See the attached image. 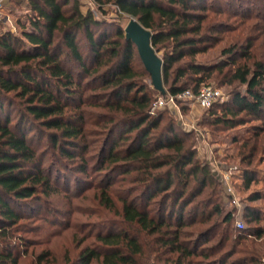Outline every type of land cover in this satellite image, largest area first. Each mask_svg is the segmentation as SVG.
I'll list each match as a JSON object with an SVG mask.
<instances>
[{
	"label": "trees",
	"instance_id": "16d2710c",
	"mask_svg": "<svg viewBox=\"0 0 264 264\" xmlns=\"http://www.w3.org/2000/svg\"><path fill=\"white\" fill-rule=\"evenodd\" d=\"M91 1L101 13L105 6H115L119 15L134 16L152 32L153 48L157 53L164 49L160 57L164 86L172 67L190 58L175 68L168 94L187 89L197 93L206 79L213 77L220 82L222 73L221 81L244 86V93L232 91L229 105L221 107L222 113L214 121L227 128L260 122L249 126V137L238 140L239 167L250 166L264 153V0H251L252 4L247 0H236L237 4L229 0ZM27 3L32 11L27 18L31 29L25 30V25L18 22L20 35L0 32V112L5 102L18 106L16 124L10 123L9 116L0 120V264H18L20 251L12 239L23 219L21 208L40 193L48 196L52 192L44 155L33 145L35 140L28 136V129L32 127L43 135L45 130L50 131L48 138L60 158L78 159V170L84 172L92 159L89 152L95 149L90 137L96 130L88 129L89 125L104 127L102 144L93 157L99 169L106 163L118 165L121 174L133 171L126 183L134 188L119 193L121 222L117 228L96 234L94 247L84 246L75 260L65 263L214 264L196 259L208 256L186 230L194 223H207L212 211L220 212L217 205L210 212H199L206 206L203 200L195 201L207 183L212 184L209 168L194 159L172 123L160 126L163 116L149 114L153 91L138 80L146 70L142 65L145 72H139L133 66L136 47L125 40L122 28H115L112 37L92 10H82L79 0ZM247 3L252 6L249 14L232 10L231 17L239 16L232 24L223 18H228L231 10L226 6L242 9ZM221 31L236 33L220 51L228 60L212 66L195 62V55L209 50L218 40L214 35ZM79 32L84 34L96 69L104 68L97 77H93L97 70L93 72L85 63L76 38ZM71 60L78 64V74L71 70ZM214 70L216 76H212ZM182 78L185 80L177 85ZM82 79H87L84 84ZM96 81L100 87L109 88L102 96V106L109 112L100 115L98 121L87 118L82 108L88 102L85 89ZM190 83L193 85L189 89ZM243 178L246 186L253 180L247 170ZM103 188L105 197L107 186ZM135 190L137 199L130 198ZM158 193H163L161 198L152 200ZM260 198L259 193L250 196V200ZM104 201L107 205L110 200ZM246 216L253 221L259 218L252 208L247 209ZM231 218V212L227 213L225 220ZM216 228L212 224L202 235H210ZM262 232L258 229L253 236ZM49 256L39 257L47 260Z\"/></svg>",
	"mask_w": 264,
	"mask_h": 264
},
{
	"label": "rangeland",
	"instance_id": "374dc122",
	"mask_svg": "<svg viewBox=\"0 0 264 264\" xmlns=\"http://www.w3.org/2000/svg\"><path fill=\"white\" fill-rule=\"evenodd\" d=\"M79 1L82 10L84 12L88 9L92 10L94 16L104 24V28L112 37H114L115 28H124L128 15H119L115 6H105L104 13H101L91 0ZM210 1L214 3L215 0H208ZM247 1L252 4L251 0ZM229 2L237 4L236 0H229ZM248 3L243 4L242 9L237 5L226 6L228 10H231L228 11L229 17L225 15L223 18L232 24L239 16L231 17L230 12L237 10L238 13L245 11L249 14L252 6ZM29 15H32V11L27 0H4L0 9V32L10 31L20 35L21 29L18 22L25 25V30H30L27 19ZM235 35V32L227 33L226 31L215 34L214 36H218L217 42L211 43L210 49L205 53L195 55L194 61L207 66L227 61V57L220 54V51ZM76 38L85 57L86 65L93 72L97 70L93 73V77H97L104 68L96 69L95 61L88 52L89 46L84 39L83 32H79ZM27 48L30 47L27 46ZM163 51L164 49L158 52L160 57ZM188 59L190 58H185L180 63ZM180 63L172 67V74L164 86L165 89L174 82V70ZM70 66L75 74L79 73L76 62L71 60ZM133 66L139 72H145L136 51H134ZM227 69L228 66L224 68V71ZM216 75L217 71L214 70L212 76ZM222 76L223 73L220 75V82L212 77L202 83L204 86L218 88L223 94V99L210 108H201L193 101L178 100L176 107L166 105L157 109L155 114L163 116L160 126L167 123L174 125L175 133L185 139L186 145L193 152L194 159L199 164L208 166L211 174L212 184L207 183L195 201L203 200L206 206L199 212L203 210L210 212L214 205L220 207V212L213 213L215 211H212L205 224L194 223L186 227V230L193 236V242L198 244L199 250H205L208 256L204 259L198 256L196 259L203 262H214V264H264V153L257 156L254 162L246 168L242 165L238 166L240 164L237 156L241 142L238 140L249 137V126L260 124V122L254 120L235 128H227L222 123L214 121L215 117L221 115V107L229 105L233 90H239L241 93L245 91V87L235 81L231 84L221 81ZM82 80L84 84L87 79ZM138 80L149 85L153 91L152 99L155 101L160 94L153 89L148 74L145 72V75L138 77ZM184 80L182 78L176 84L179 85ZM99 85L100 82L96 81L91 84L90 89H85L84 95L88 98V102L82 107L87 118L97 121L101 119L100 115L109 112L106 107L102 106V96L109 91V88ZM192 85L190 83L188 88H192ZM17 109L16 104L3 103L0 120L3 121L5 116H9L10 123L16 124ZM90 128L93 131L96 130L90 137L94 141L92 146L95 149L89 152L92 159L89 158L88 168L84 172L78 170V159L70 161L65 157L60 158L57 148L48 138L50 131L45 130L43 135L41 131L32 127L28 129V136H32L35 140L33 145L44 155L43 165L47 174L50 172L48 175L52 192L48 196L40 193L21 208L23 219L18 222L16 230L13 231L12 239L20 251L18 264H66L65 260H75L84 246L94 247L97 244L96 234L104 233L112 227L117 228L121 222L119 193L127 188H134L133 184L126 183V179L130 178L134 172L121 174L118 165L112 166L106 163H103L102 169H99L98 161L96 157H93L97 148L102 144L104 127L89 125L88 129ZM246 170L253 176L248 186L245 185L243 178ZM105 186H107L106 195L103 197L102 190H105L103 188ZM255 193H259L262 198L250 200V196ZM137 194L138 191H132L130 198L137 199L135 197ZM162 194L158 193L152 200H158ZM106 198L111 201L107 205L104 201ZM250 208L259 214L257 221L250 220L246 216V211ZM187 212L188 207L185 214ZM230 212L232 218L226 221L225 217ZM239 222L243 224L242 228L238 226ZM212 224H215L217 228L210 235H202V232ZM258 229L263 230L261 236H253ZM47 253H50L47 260L40 259L39 256Z\"/></svg>",
	"mask_w": 264,
	"mask_h": 264
},
{
	"label": "water",
	"instance_id": "95a60500",
	"mask_svg": "<svg viewBox=\"0 0 264 264\" xmlns=\"http://www.w3.org/2000/svg\"><path fill=\"white\" fill-rule=\"evenodd\" d=\"M126 41H130L137 50L138 57L150 76V82L154 90L160 95H166L167 91L163 84V62L151 43L152 32L144 28L134 17L128 15L123 28Z\"/></svg>",
	"mask_w": 264,
	"mask_h": 264
},
{
	"label": "built area",
	"instance_id": "2783aa9c",
	"mask_svg": "<svg viewBox=\"0 0 264 264\" xmlns=\"http://www.w3.org/2000/svg\"><path fill=\"white\" fill-rule=\"evenodd\" d=\"M3 2L0 0V9L2 8ZM223 99L222 92L215 87L202 86L197 93H193L191 90H185L177 95H171L166 93V95H159L152 106L149 109V114L154 115L157 109L163 106H173L176 107L178 100H189L195 102L201 108H209L215 103L220 102ZM239 227H243L241 222L238 223Z\"/></svg>",
	"mask_w": 264,
	"mask_h": 264
},
{
	"label": "crops",
	"instance_id": "0c3cea01",
	"mask_svg": "<svg viewBox=\"0 0 264 264\" xmlns=\"http://www.w3.org/2000/svg\"><path fill=\"white\" fill-rule=\"evenodd\" d=\"M4 0H1V2H3Z\"/></svg>",
	"mask_w": 264,
	"mask_h": 264
}]
</instances>
